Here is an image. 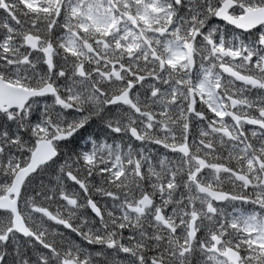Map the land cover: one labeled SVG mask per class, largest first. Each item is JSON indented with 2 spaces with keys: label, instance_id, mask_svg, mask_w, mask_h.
<instances>
[{
  "label": "snow or ice",
  "instance_id": "snow-or-ice-1",
  "mask_svg": "<svg viewBox=\"0 0 264 264\" xmlns=\"http://www.w3.org/2000/svg\"><path fill=\"white\" fill-rule=\"evenodd\" d=\"M0 264H264V0H0Z\"/></svg>",
  "mask_w": 264,
  "mask_h": 264
}]
</instances>
